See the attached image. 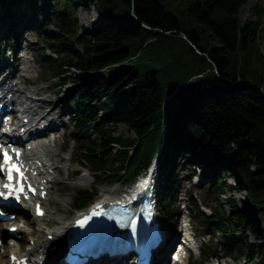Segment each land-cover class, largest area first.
<instances>
[{"label": "trees", "instance_id": "trees-1", "mask_svg": "<svg viewBox=\"0 0 264 264\" xmlns=\"http://www.w3.org/2000/svg\"><path fill=\"white\" fill-rule=\"evenodd\" d=\"M0 1V11L9 13L15 0ZM91 1L106 22L86 30L77 10L89 11L87 0H50L44 41L55 56L44 52L40 62L56 80L75 68L87 74L68 110L76 152L94 172L93 190L121 180L130 184L161 148L167 182L159 193L160 213L169 224L182 172L189 179L197 175L194 168L205 178L213 175L204 187L215 203L211 215L192 196L191 205L205 234L222 242L211 241L195 264L240 257L264 264V6L256 2L252 18L243 20L241 10L252 0H180V16L163 0ZM136 56L130 65L104 72ZM120 126L135 138L116 135ZM219 173H231L234 187ZM224 187L246 192L263 227L233 198L230 212L224 208ZM91 201V191H75V209Z\"/></svg>", "mask_w": 264, "mask_h": 264}, {"label": "rangeland", "instance_id": "rangeland-1", "mask_svg": "<svg viewBox=\"0 0 264 264\" xmlns=\"http://www.w3.org/2000/svg\"><path fill=\"white\" fill-rule=\"evenodd\" d=\"M256 2L264 6V0H252L241 10V18L243 20H250L252 18L251 7H253ZM45 3L46 0H39L37 4V8L41 10L36 20L38 30L31 32L26 29L22 33V55H26L27 58L30 59L29 64L32 68L30 73L21 71L19 72V74L27 75L32 79V82L28 83L26 86L28 91L26 92L24 97L33 96L32 94H30V92L32 91H35L36 93L40 91L41 93L39 95V98L41 100H44V103H46L47 106H50V108L57 106V113H60L62 110H66L69 103L74 98H77L80 95L82 84L81 81L85 79L87 74L84 71L75 68L64 75L62 79L52 80V75L47 73L45 71V67L41 65V54L44 52L46 46V43L44 41L46 34L43 9ZM163 3L166 5L167 9L170 12L176 14L177 16H180L182 11V4L180 3V0H163ZM87 4L90 8L89 11H86L83 8H79L77 10L79 24L83 29L85 28L86 30H93L94 28L104 24L106 21L99 13L96 1L87 0ZM2 38V42H4L6 36L4 35V37ZM5 44L6 43H4V46ZM6 54L9 55L8 53ZM10 69L12 70L13 66L10 67ZM63 121L68 124L69 118L65 117ZM115 131L116 135H121L129 138L135 137L133 133L122 126L117 127ZM73 135L74 129L72 127V123H69L64 131H60L59 146L55 148L57 150V154H59V158L54 157L55 159L60 160V163H58V165L60 167H63L67 162L70 163L71 173L69 174L67 171L61 170V172L57 173L55 178H53L49 199L45 205L48 213L47 217L42 222L47 226H55L53 225V223L55 222L54 220H57L58 218H64L66 221L72 218L73 215H75L73 207L75 191L78 189L92 188L94 180L92 172L87 165L82 164L80 155L76 151H74L75 145L73 144V142H71ZM114 151L119 152V149L115 148ZM194 170L197 175L191 180V182H188L187 179L183 177L187 175L188 172H182L183 175L180 182L181 192L178 196V205L180 206L179 212L182 214L181 218H186L188 221H190L191 230L189 233L190 236L195 240L193 245L194 253L191 252L189 261H199V247L201 245V242L210 240V237L204 236L203 231L200 229V223L196 219L194 212L192 211L191 216L189 206L187 205L188 193L194 191L193 196L198 204H201L203 199L205 198V200H207L206 203L208 206L215 207L214 202L209 198H206V191L204 189L206 183L210 181L213 175H209L206 181H204L205 177L201 174L200 169L195 168ZM219 174H217V176L221 177L231 187H234V184L236 182L231 173H226L225 175ZM82 177H87V180H81ZM114 189H117L119 194L120 191L124 193L125 191L130 190L131 186L128 185L126 187L122 182L112 187L104 186L92 193L94 202L101 198L104 193H109ZM222 193L223 194H221L220 196V203L224 205V208L227 211L230 212L228 206V198H233L238 207L248 213L250 219L256 221L255 224L257 226L263 227L262 219L258 217L255 211L249 208L245 202L246 192L232 191L230 187H224ZM203 209L207 213L210 212L209 208L207 207H204ZM20 219H22L26 223L25 229L27 231L21 239H18L19 242H23L22 246L20 247V252H23L25 248L32 245L33 241L38 240L40 242L45 239L46 236L43 233H38L39 225L41 223H39L37 220H31V216L29 214L26 217L22 216ZM10 224H8L3 231H7ZM32 237L35 240H31ZM246 241L255 246L259 243L257 239L252 238V235L249 232H246ZM7 242H9V240ZM214 242L219 243L222 242V240L218 235H216ZM205 250L207 251V249ZM236 254H238L237 251L234 252V255ZM0 257H3V255H1ZM5 257L7 261L8 255L6 254ZM257 261V257H252L248 262H246L244 258L240 257L238 259L224 258L223 260H211L207 264H254ZM4 263L5 262L0 261V264Z\"/></svg>", "mask_w": 264, "mask_h": 264}, {"label": "bare ground", "instance_id": "bare-ground-1", "mask_svg": "<svg viewBox=\"0 0 264 264\" xmlns=\"http://www.w3.org/2000/svg\"><path fill=\"white\" fill-rule=\"evenodd\" d=\"M2 24L0 25V37H3L4 35H6L7 30H8V25L6 23L1 22ZM30 63V59H28L27 57H22L20 59V64H18V67L14 68L13 71L10 72L9 75H7V77H5V79L3 80L5 81H9L12 79L11 84H7V87H11V93L14 95L13 97V102L17 101V99L22 98L25 96L26 92L28 91V89L26 88L27 84L32 82V79L24 74H19V72L23 71V72H27L30 73L31 72V65ZM8 67L5 64L1 65V67ZM15 82V83H14ZM42 91V90H41ZM40 93V91L38 92ZM30 94L33 95H37L35 91L30 92ZM32 98V97H31ZM42 101V100H40ZM28 103L31 105L30 109L28 110V119H30L31 116H35L38 115V111L41 108V105L39 103V101H28ZM63 123V122H62ZM38 125V129L40 128V123L37 124ZM63 126H65V123H63ZM61 127V126H60ZM50 136H46V137H38L36 138V146L32 147L30 150H27V158L30 161L31 164L37 166L40 171L42 172L43 170L40 168L39 164H42L44 166V172H42L43 177H42V184L44 179L47 180H51L53 178H55V176L57 175V173H60L61 170H65L67 171L69 174L71 173V169H70V163H66L63 167H60L58 165V163H60L59 159H55L54 157H58L59 158V154H57V150L55 149L56 147L59 146V138L57 139V137L52 140ZM62 149V148H61ZM52 171L54 172V174L52 173ZM53 174V175H52ZM87 177H82L81 180H87ZM118 194L117 189H114L113 191L109 192V193H104L103 196L101 197V199L103 200H108V196H115ZM47 200H45V205H46ZM46 212L48 213L47 208ZM28 211H26L29 215L34 216V209L33 208H28ZM47 217V214L46 216ZM44 217V218H45ZM18 217H15V220H17ZM31 220H34L31 218ZM44 219L39 220V222L41 223L39 225V229H38V233H43L45 234L46 239L42 240V241H38L37 245H34V247L32 245L28 246L27 248H25L23 250V252L17 251L16 247L11 246L8 243H4L3 246V257L0 258L1 261L6 262V258L4 255H6V253L8 252V255L10 256L12 253L20 255V256H27L31 259H35L37 260L39 258V256L41 255H45L46 257H48L49 260H53L55 259V256L57 254H59V251H56L54 253H49V249L52 247L53 242L48 240V236L49 235H53L55 236V238L59 239L61 237V235L65 234V228H66V224L68 223V221H66L64 218H58L57 220H54L55 222L53 223V225L55 226H47L45 223H42ZM11 221H6L4 224H9ZM166 229L168 230L169 227L168 225H166ZM23 232H26L25 229H22ZM33 239V238H32ZM9 260V259H8Z\"/></svg>", "mask_w": 264, "mask_h": 264}, {"label": "snow or ice", "instance_id": "snow-or-ice-1", "mask_svg": "<svg viewBox=\"0 0 264 264\" xmlns=\"http://www.w3.org/2000/svg\"><path fill=\"white\" fill-rule=\"evenodd\" d=\"M18 155H19V153H17V156ZM3 159H4V163L6 165H8V168H7V171H8V177L7 178H8V180L10 182L13 180V173L15 172V173H18L19 174L20 180L23 181L24 180V174L21 171V168L19 166L15 165V164H12L11 163V157H10V155L7 152H4L3 153ZM4 187L5 188H8L10 190V192L11 191H14L13 186H12L11 183L4 185ZM19 191L20 192H23L24 191V188H23V184L22 183L20 184ZM0 195H3V193H0ZM17 199H19V197H17ZM38 214L43 215L42 212H39V208H38ZM85 222L86 221H80L81 226H83V224ZM13 259H15V258H13Z\"/></svg>", "mask_w": 264, "mask_h": 264}, {"label": "water", "instance_id": "water-1", "mask_svg": "<svg viewBox=\"0 0 264 264\" xmlns=\"http://www.w3.org/2000/svg\"><path fill=\"white\" fill-rule=\"evenodd\" d=\"M133 16H134V18L137 20V18H136V16H135V14H133Z\"/></svg>", "mask_w": 264, "mask_h": 264}]
</instances>
